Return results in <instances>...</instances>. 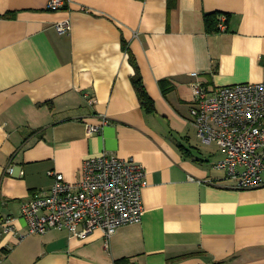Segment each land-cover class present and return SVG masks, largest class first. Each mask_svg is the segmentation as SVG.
Here are the masks:
<instances>
[{"label":"crops","instance_id":"1","mask_svg":"<svg viewBox=\"0 0 264 264\" xmlns=\"http://www.w3.org/2000/svg\"><path fill=\"white\" fill-rule=\"evenodd\" d=\"M50 1L0 0V219L16 228L0 227V264H264V186L237 189L191 113L197 79L264 82V0ZM208 13L226 15V31L209 32ZM102 152L146 169L141 220L108 242L102 229L27 234L22 205L52 187L49 172L78 181Z\"/></svg>","mask_w":264,"mask_h":264},{"label":"built area","instance_id":"2","mask_svg":"<svg viewBox=\"0 0 264 264\" xmlns=\"http://www.w3.org/2000/svg\"><path fill=\"white\" fill-rule=\"evenodd\" d=\"M64 0H51L56 9ZM227 16L220 15L218 29L224 32ZM60 33L71 31L70 21L56 25ZM198 77V73H193ZM192 122L205 145H218L225 157L216 163L240 190L264 186V82L239 83L208 88L200 80L193 83ZM103 123H108L105 119ZM100 127H89V132ZM16 167L8 173L14 175ZM52 187L22 205L27 234L66 229L73 237L84 238L102 229L107 242L123 225L141 220L146 169L132 159L108 152L85 159L81 178L69 182L62 173L50 171ZM24 175V171H20ZM15 218L0 219L6 233H14ZM25 235L20 234L19 239ZM2 248L0 246V263Z\"/></svg>","mask_w":264,"mask_h":264},{"label":"trees","instance_id":"3","mask_svg":"<svg viewBox=\"0 0 264 264\" xmlns=\"http://www.w3.org/2000/svg\"><path fill=\"white\" fill-rule=\"evenodd\" d=\"M13 16V14H11ZM218 13H208L205 15L204 17V21H205V26L207 28V30L209 32H218ZM124 48L127 51V53L129 54V59L131 61V64L134 66L135 68V74L132 76V82L133 85L137 91L140 103L142 105V107L145 109V111L147 112H154L155 111V103L152 99V97L149 95L145 84L143 82V78H142V74L139 68V65L134 57V55L131 53V51L129 50V47L126 46V44H124Z\"/></svg>","mask_w":264,"mask_h":264},{"label":"rangeland","instance_id":"4","mask_svg":"<svg viewBox=\"0 0 264 264\" xmlns=\"http://www.w3.org/2000/svg\"><path fill=\"white\" fill-rule=\"evenodd\" d=\"M203 147H205V148H216V145H214V146H207V145H203Z\"/></svg>","mask_w":264,"mask_h":264}]
</instances>
